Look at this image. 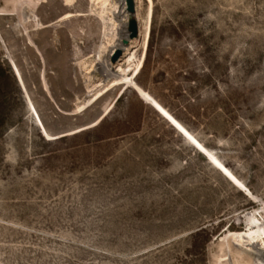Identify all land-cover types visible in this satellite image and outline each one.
I'll list each match as a JSON object with an SVG mask.
<instances>
[{"label":"rangeland","instance_id":"obj_1","mask_svg":"<svg viewBox=\"0 0 264 264\" xmlns=\"http://www.w3.org/2000/svg\"><path fill=\"white\" fill-rule=\"evenodd\" d=\"M110 2L105 18L91 0L0 16L1 60L24 80L0 128V264H264L259 244L224 242L251 212L264 224V0ZM132 19L138 46L113 62ZM129 58L136 78L78 112ZM202 228L217 233L194 249Z\"/></svg>","mask_w":264,"mask_h":264},{"label":"bare ground","instance_id":"obj_2","mask_svg":"<svg viewBox=\"0 0 264 264\" xmlns=\"http://www.w3.org/2000/svg\"><path fill=\"white\" fill-rule=\"evenodd\" d=\"M16 1H17V3H16ZM16 1L13 2L14 3L13 4L11 2V0H3L4 8L1 10L0 16H16V15L20 14L19 13L20 12L19 11V3H20V1L33 2L35 7H40L46 0H16ZM110 1L111 0H101L100 2H98L97 0H91L92 3L94 2V4H98L99 5V8H100V12L99 13H100V16H102L103 18H105V15L109 14V16H110V13H113L112 10L109 9V5H112L114 7L116 5V3H114V2L111 3ZM77 2H78V0H63V5L65 7H68V8H73V7L76 6ZM152 13H153V5L151 3L150 7L148 9V15H147L148 22H149V19L152 16ZM72 16H74L72 14V11H68V12H66L64 14L63 19H68V18H70ZM111 20H113V19H111ZM116 23L117 22L113 21V25L112 26L114 27L116 25ZM148 28H149V26H147L146 29H148ZM130 35H131V33L129 31H127V30H125L123 32V34L121 35L122 39H125V40L127 39L128 41H131V45L130 46H128V45L124 46V44H118L117 46L114 47L113 51L117 50V49H121V50L127 52V53L125 52L126 53L125 57H128V56L132 57V54H133L132 49L138 46L139 39H136L137 37L132 39ZM123 47H125V48L123 49ZM14 66H15V69H14L13 66H12V68H13V70L15 72L17 80L19 81V84L24 83V80H23V77H22V74H21L19 68L17 67V65L15 63H14ZM133 66H134L133 58H129L128 59L127 64H126L125 67H123L122 64L119 63L117 65V67H118V70L116 72L117 74H115L110 80H107V82H105V83H102V82L98 81L99 82L98 84H94V86H92L94 88L92 90L91 89L90 90L94 91V94L92 95L91 94L92 92L90 93L92 97L87 102L81 104L78 107V112H81V111L85 110L90 104H92L93 102H95L98 99H100L101 97H103L105 94H107L113 88H116V87L121 86V85H125L132 78L135 79L136 76L140 73L141 63L139 62L134 67ZM131 70H132V75L129 74V72ZM107 77L108 78L110 77L109 74L107 75ZM137 89H138L137 90L138 94L141 95V98L143 100H145L148 104H150L176 130H178L186 139H188L189 142L195 148H197L202 154H204L209 159V161L212 164L216 163L218 166H220L221 169H224V171L226 170L227 173H229L230 177H232L237 182V184L242 186L240 181L237 179V177L231 171H229L227 169V167L224 166L221 163V161L205 145H203L201 143V141L196 139L191 134V132L173 114H171L160 102H158L154 97H152L150 95V93H147V91L141 90L140 88H137ZM33 108H34V110H36V108L34 106H33ZM34 112H36V111H34ZM93 125L94 124H92V126ZM43 133H44V130H43ZM43 135L45 136V138H47L45 133ZM48 138L51 139V137H48ZM217 165H215V166H217ZM217 168H219V167H217ZM248 193L250 194V192H248ZM251 196L253 197V195H251ZM257 212L258 211L251 212V213L247 214V216H245V218H246L245 219L246 229L241 230V231H229L228 234H230V235H226V237L224 239V242L226 241L229 247H230L229 239H232V240H234L236 242H240V243L246 242L248 245H253V244L257 243V244H259L261 246V249L264 250V224H260L259 223V218H258ZM226 234H227V232H226ZM256 264H258V263L256 262Z\"/></svg>","mask_w":264,"mask_h":264},{"label":"trees","instance_id":"obj_3","mask_svg":"<svg viewBox=\"0 0 264 264\" xmlns=\"http://www.w3.org/2000/svg\"><path fill=\"white\" fill-rule=\"evenodd\" d=\"M18 95L20 94V89L17 83V80L11 70V68L9 66H7L6 64H4V62L1 60V55H0V128H2L3 126H5L6 122H7V113H6V108H7V104L9 102V99L12 95ZM122 97V96H121ZM120 97V99H121ZM118 99L117 102L120 100ZM116 102V103H117ZM177 118V117H176ZM105 121V119H102L98 124L102 125V123ZM97 124V125H98ZM95 125V126H97ZM67 138V136H63L60 137L59 139H65ZM105 140V138H101L98 139V142H101ZM230 226H232L233 228H235V226L233 224H231ZM204 232L207 233L208 236L205 238V240H203V242L201 243V245H198L197 243V239L200 236V234ZM217 233V231H211L208 232L206 231V229L202 228L198 231H196L193 236H194V242L192 247L194 249L199 248L200 246L202 248H205L206 244L211 240V237L213 236V234ZM191 264H206L204 260L202 259H194L192 260Z\"/></svg>","mask_w":264,"mask_h":264},{"label":"water","instance_id":"obj_4","mask_svg":"<svg viewBox=\"0 0 264 264\" xmlns=\"http://www.w3.org/2000/svg\"><path fill=\"white\" fill-rule=\"evenodd\" d=\"M128 4H129V10H130V12H131V13H135L134 0H128ZM130 33H131L130 36H131L132 39L138 37V26H137V22H136V20H134V19H132V21H131ZM124 43H125V44H129V41L126 40ZM121 55H122V50L119 49V50L117 51V53L114 55V57H113V62H117V61L120 59ZM21 85H22V84H21ZM137 92H138V91H137ZM41 130H42V132H43L42 127H41ZM43 134H44V133H43ZM65 136H68V135H65ZM245 192H246V194H248L247 191H245ZM251 198H252V197H251Z\"/></svg>","mask_w":264,"mask_h":264}]
</instances>
